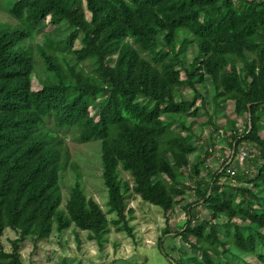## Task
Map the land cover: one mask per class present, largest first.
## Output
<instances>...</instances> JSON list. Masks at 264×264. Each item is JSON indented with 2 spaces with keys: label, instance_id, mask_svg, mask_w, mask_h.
I'll return each instance as SVG.
<instances>
[{
  "label": "trees",
  "instance_id": "16d2710c",
  "mask_svg": "<svg viewBox=\"0 0 264 264\" xmlns=\"http://www.w3.org/2000/svg\"><path fill=\"white\" fill-rule=\"evenodd\" d=\"M8 13L21 26H0V238L5 229L18 238L9 252L0 242V264H23L24 239L42 241L53 227L61 232L73 225L99 244L108 232L105 213L78 185L60 208L58 133L73 132L79 143L100 141L102 178L116 230L132 235L129 191L164 214L172 211L176 198L184 195L178 177L194 147L189 136L174 135L162 116H194L196 100L204 101L196 87L204 75L215 87L217 108L218 102L230 100L236 116H248L244 131L232 138L229 158H235L240 142L253 144L256 171L246 179L250 188L235 189L242 197L239 203L234 194L221 190L219 179L227 175L226 167L208 183H197V199L186 207L188 219L176 234L201 259L170 261L264 264V197L257 195L264 192V129L261 135L258 127L264 113V0H14ZM62 22L70 33L48 44L67 49L77 62L93 58L96 77L69 68L66 78L56 57L40 48L54 80L33 89L32 55L20 43L45 23ZM179 31L190 34L196 47L188 67L175 52ZM77 41L80 47L73 49ZM182 87L192 90L190 100L176 101ZM118 168L130 174V188L118 179ZM194 175L198 177L197 168ZM201 203L209 218L192 225V210ZM220 216L232 221V232L220 234ZM226 254L231 258L222 261ZM248 255L254 263L242 258Z\"/></svg>",
  "mask_w": 264,
  "mask_h": 264
},
{
  "label": "rangeland",
  "instance_id": "374dc122",
  "mask_svg": "<svg viewBox=\"0 0 264 264\" xmlns=\"http://www.w3.org/2000/svg\"><path fill=\"white\" fill-rule=\"evenodd\" d=\"M12 1L14 0H0L1 27L21 26V21L8 13V4ZM70 31L71 28L65 22L56 26L45 23L42 29L33 30L29 37L20 43L21 47L29 50L32 55L31 85L33 89L38 88L46 80H54L52 73L45 69L39 54L40 48L56 57L66 78L70 79L68 71L69 68H73L83 76L95 79L96 64L93 58L77 62L74 55L67 49L50 47L48 44V41L56 42L65 39ZM79 47V42H75L73 49ZM174 48L175 52L179 53L178 59L181 65L188 67L196 56L192 36L186 31H179ZM236 67L242 68L240 60L236 61ZM180 75L183 79L182 73ZM196 87L203 95L204 101L196 100L194 108L197 110L194 116H189L187 113L162 116L166 122L171 123L170 130L174 135L189 136L188 142L194 147V150L187 155V166L182 169V174L178 177L184 195L176 198L172 211L164 214L158 207L143 202L129 191L126 193V206L130 209L127 218L128 225L132 228V235L116 230L112 224L116 214L111 212L107 205V189L102 178L100 141L79 143L73 132L58 133L61 140L58 173L60 208H64L71 189L78 185L85 198L95 201L105 213L109 223L108 232L103 235L99 244L91 238L93 237L91 233L81 231L73 225L61 232H57L53 227L50 235L42 241H35L32 237L24 239L20 244L23 264H171L172 260H185L191 257L201 259L200 252L193 250L176 234L188 219L186 207L197 199L195 195L197 183L199 181L208 183L214 173L226 167L227 175L219 179L221 190L234 194L236 201L241 202L242 197L235 189L250 188L251 184L247 183L246 179L248 176L252 179L255 174L258 151L253 144L242 141L238 144L235 158L230 160L232 138L239 137L244 131L248 116H236L233 112V102L230 100L220 101L217 104L218 108L216 107L212 100L215 87L209 76L204 75L203 81L196 84ZM180 91L175 94L176 101L192 98V90L189 88L182 87ZM215 109L219 112L218 114L214 112ZM90 114H94V109L90 110ZM231 122L234 123L233 126ZM258 127L260 134L263 135L264 113H260ZM241 151L246 152V158L242 165H239L238 155ZM164 157L172 163L168 154ZM194 168L198 170V177L194 175ZM117 174L122 184L127 183L129 188L132 186L129 173L118 168ZM257 195L264 197V192L259 191ZM192 212L194 215L192 225L207 220L210 215V211L202 203ZM216 224L221 235H225L227 231H233L232 221L228 222L224 216L218 217ZM165 230L167 234H164ZM16 238H18L16 232L10 229L4 230L0 242L6 252L11 250V242ZM232 252L236 256H241L233 249ZM221 258L222 261H226L231 257L226 254ZM242 258L247 262H255V258L251 255ZM231 262L236 264L237 261L232 259Z\"/></svg>",
  "mask_w": 264,
  "mask_h": 264
},
{
  "label": "built area",
  "instance_id": "2783aa9c",
  "mask_svg": "<svg viewBox=\"0 0 264 264\" xmlns=\"http://www.w3.org/2000/svg\"><path fill=\"white\" fill-rule=\"evenodd\" d=\"M246 158V152L241 151V153L238 155V164L242 165L243 160Z\"/></svg>",
  "mask_w": 264,
  "mask_h": 264
},
{
  "label": "water",
  "instance_id": "95a60500",
  "mask_svg": "<svg viewBox=\"0 0 264 264\" xmlns=\"http://www.w3.org/2000/svg\"><path fill=\"white\" fill-rule=\"evenodd\" d=\"M233 156V155H232ZM232 156L230 157V160L232 159Z\"/></svg>",
  "mask_w": 264,
  "mask_h": 264
}]
</instances>
